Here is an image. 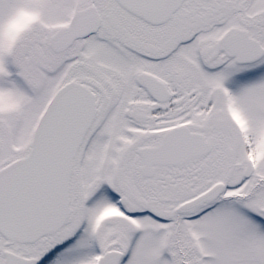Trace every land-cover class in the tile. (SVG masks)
I'll return each mask as SVG.
<instances>
[{"label": "snow or ice", "instance_id": "1", "mask_svg": "<svg viewBox=\"0 0 264 264\" xmlns=\"http://www.w3.org/2000/svg\"><path fill=\"white\" fill-rule=\"evenodd\" d=\"M0 264H264V0H0Z\"/></svg>", "mask_w": 264, "mask_h": 264}]
</instances>
